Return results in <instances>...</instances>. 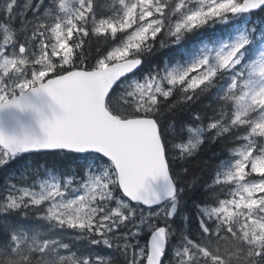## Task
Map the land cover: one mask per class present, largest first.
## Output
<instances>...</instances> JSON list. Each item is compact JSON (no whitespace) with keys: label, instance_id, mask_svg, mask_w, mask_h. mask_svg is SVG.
I'll list each match as a JSON object with an SVG mask.
<instances>
[{"label":"snow or ice","instance_id":"obj_1","mask_svg":"<svg viewBox=\"0 0 264 264\" xmlns=\"http://www.w3.org/2000/svg\"><path fill=\"white\" fill-rule=\"evenodd\" d=\"M0 264H264V0H0Z\"/></svg>","mask_w":264,"mask_h":264},{"label":"trees","instance_id":"obj_2","mask_svg":"<svg viewBox=\"0 0 264 264\" xmlns=\"http://www.w3.org/2000/svg\"><path fill=\"white\" fill-rule=\"evenodd\" d=\"M157 47L159 48V45H157ZM168 52H169L168 48H161L159 50V52L157 53V56L166 58V54ZM206 103L207 102L205 101V104ZM204 106H205L204 104H201L199 107L202 108ZM199 165H200V160H193V161H190V163H189V167L193 170V172L198 171V166Z\"/></svg>","mask_w":264,"mask_h":264},{"label":"bare ground","instance_id":"obj_3","mask_svg":"<svg viewBox=\"0 0 264 264\" xmlns=\"http://www.w3.org/2000/svg\"><path fill=\"white\" fill-rule=\"evenodd\" d=\"M164 58V57H163Z\"/></svg>","mask_w":264,"mask_h":264}]
</instances>
